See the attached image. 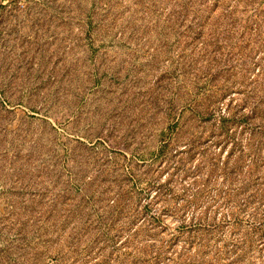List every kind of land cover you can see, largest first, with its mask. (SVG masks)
<instances>
[{"label": "rangeland", "instance_id": "obj_1", "mask_svg": "<svg viewBox=\"0 0 264 264\" xmlns=\"http://www.w3.org/2000/svg\"><path fill=\"white\" fill-rule=\"evenodd\" d=\"M0 264H264V0H0Z\"/></svg>", "mask_w": 264, "mask_h": 264}]
</instances>
